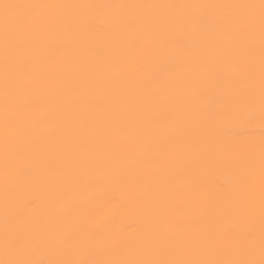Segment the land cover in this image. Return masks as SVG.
Segmentation results:
<instances>
[{"label": "snow or ice", "instance_id": "snow-or-ice-1", "mask_svg": "<svg viewBox=\"0 0 264 264\" xmlns=\"http://www.w3.org/2000/svg\"><path fill=\"white\" fill-rule=\"evenodd\" d=\"M91 14L108 30L86 45ZM256 120L264 0H0V264H264V137L240 152L229 136ZM29 182L38 213L12 206ZM113 183L147 197L134 242Z\"/></svg>", "mask_w": 264, "mask_h": 264}, {"label": "bare ground", "instance_id": "bare-ground-1", "mask_svg": "<svg viewBox=\"0 0 264 264\" xmlns=\"http://www.w3.org/2000/svg\"><path fill=\"white\" fill-rule=\"evenodd\" d=\"M35 2H71V3H120V2H208V0H35ZM99 26V27H97ZM81 37L86 45L97 44L102 41L108 24L102 15H88L81 23ZM233 141L235 150L248 152L252 148H258L259 142L264 137V127L259 120L251 123H237L231 126L229 133ZM201 187L209 192H215L218 186L224 182L222 171L208 163L203 166L199 175ZM257 187L261 182V175L257 168L255 175ZM105 195L118 198L124 208L119 215V224L124 229V237L130 241H136L142 233L143 217L132 210L141 205L147 199L141 195L139 189L135 186H121L113 183L105 190ZM3 196V184L0 180V200ZM35 201L34 204H29ZM47 204V192L39 182H29L23 184L12 195V206L15 209H22L25 213L40 212ZM3 222V215L0 213V224ZM247 230V224L244 221L239 223V231L243 234Z\"/></svg>", "mask_w": 264, "mask_h": 264}]
</instances>
